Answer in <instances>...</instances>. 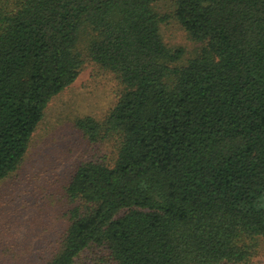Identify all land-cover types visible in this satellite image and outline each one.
I'll return each mask as SVG.
<instances>
[{"label":"trees","instance_id":"16d2710c","mask_svg":"<svg viewBox=\"0 0 264 264\" xmlns=\"http://www.w3.org/2000/svg\"><path fill=\"white\" fill-rule=\"evenodd\" d=\"M0 0V182L83 65L120 91L90 143L73 203L35 264H252L264 256V0ZM173 21L193 44L162 38Z\"/></svg>","mask_w":264,"mask_h":264},{"label":"rangeland","instance_id":"374dc122","mask_svg":"<svg viewBox=\"0 0 264 264\" xmlns=\"http://www.w3.org/2000/svg\"><path fill=\"white\" fill-rule=\"evenodd\" d=\"M159 5L167 9L168 0ZM161 34L166 44L192 51L173 21L161 26ZM119 91L112 74L87 62L50 101L18 170L0 182V264H35L52 252L74 206L65 188L75 167L89 161L111 165L115 158L114 140L90 143L74 124L85 117L103 119ZM252 264H264V256Z\"/></svg>","mask_w":264,"mask_h":264}]
</instances>
